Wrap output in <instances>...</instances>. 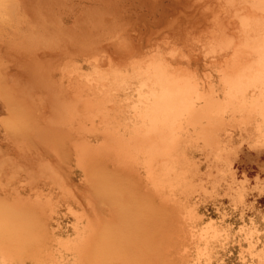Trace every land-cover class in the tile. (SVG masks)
<instances>
[{
    "label": "rangeland",
    "instance_id": "1",
    "mask_svg": "<svg viewBox=\"0 0 264 264\" xmlns=\"http://www.w3.org/2000/svg\"><path fill=\"white\" fill-rule=\"evenodd\" d=\"M186 1L0 0V264H264L260 115L239 99L185 115L147 164L130 138L148 57L220 92L217 66L188 54L201 9Z\"/></svg>",
    "mask_w": 264,
    "mask_h": 264
},
{
    "label": "bare ground",
    "instance_id": "2",
    "mask_svg": "<svg viewBox=\"0 0 264 264\" xmlns=\"http://www.w3.org/2000/svg\"><path fill=\"white\" fill-rule=\"evenodd\" d=\"M181 2H179L180 6L179 5L178 6L181 7L184 10V12H196L198 9H201L198 13L199 17L192 21L193 27H195L196 25L197 26L194 30H192L193 32L191 31L192 34L189 37L190 41H191V45L187 46V48L190 47L188 49V54H189V56L195 55L196 57L198 55L200 56V54H203V57L205 56V57L210 58L209 61L211 62V64H213L214 66H217V69L219 72V82L221 83L220 84V92L217 93L216 90L215 91L214 90L207 91L204 89L201 90L200 84L194 78L195 76L194 77L192 76V74L185 73L184 70L179 68V66H177L178 68H175V69L173 68L170 71L169 64L165 63V61L162 60V57H158L155 59H154V57H148V62H146L147 64L145 63L148 67L146 68L144 66L146 69H144V72L141 73L144 76V79H142V82L139 81L141 83L138 84L140 86H139V88H137L138 89L137 93H139V95H138L139 100L137 101V104H135L133 106V108L135 109L133 111H135L136 117L140 118L139 121L141 120V123L139 125H136V127L132 128L133 132H132L131 137H130L131 140L135 144H139L142 147V149H139V150L142 151L143 154H145V156L147 157L146 162H145L146 164L150 163L151 160H153V159L161 158L162 156H164L166 150L174 143L175 139L177 138L176 137L177 131L180 127L181 120L185 117V115L195 117L194 119L196 121L197 119H199V116H201L200 114H204L203 113L204 111L207 113L214 111L215 114L221 113L222 111H224L227 108L228 104H231L232 101L239 99L240 102L242 103L241 106H243V107H238L236 109H239L240 111L247 110L248 113H251V112L256 113V114L260 115L261 119H263V121H264V0H191V1L187 0L186 2H183V3H181ZM217 4H219V5L217 6ZM187 14H189V13H187ZM156 27L157 26L153 25L154 29ZM193 27L190 26V28H192V29H193ZM163 31H164V29H161V28H160V30H158V29L151 30L150 32H152V33H150L146 37V40H151L155 36H158V37L164 36L165 33H163ZM159 33H161V34L159 35ZM144 34H145V32L142 33V35L140 36V39H142ZM158 37H156V38H158ZM187 42H189V40ZM184 49H186V48H184ZM183 51H184L183 49H179L178 47L177 48L174 47L170 51V53H168V54L171 55L170 57H172V56L175 57L176 55H178V56L180 55L181 58H183V57L185 58V57H187V55L183 54ZM126 54H127V52H126ZM156 55H155V57H157ZM153 56H154V54H153ZM149 58H153V59L149 61ZM7 61H9V60H7ZM140 62L141 61H139V63ZM139 69H140V67H139ZM136 71L137 70L135 69V71H133V72L136 73ZM138 73H140V72H137L136 74H138ZM94 74H96V73H94ZM141 74H139V76ZM74 75H78V74L75 73ZM114 75L115 74H113V76ZM193 75H195V74H193ZM105 76H107V75H105ZM143 76H141V77L143 78ZM102 77H104V75ZM137 77H135V79H137ZM100 78H101V75H100ZM89 80H91V79H89ZM102 80H103V78H102ZM88 81H86V82H88ZM105 81H106V79H105ZM124 83H126V85H128L127 82H124ZM122 84L123 83L120 82L121 86H122ZM96 86L97 85H95V87ZM102 86H104V85H102ZM129 87L130 86L128 85L127 89ZM88 88H89V86H88ZM250 89L252 92L249 96V99L247 100L245 98L246 97L245 93ZM220 96H222L223 100L221 99ZM75 99L78 100L77 98H75ZM136 99H137V97H136ZM85 100H87V99H85ZM90 101L91 100H89V102H88L89 104L91 103ZM102 101H100V104H102L101 107L103 106V103H104ZM89 104L87 106H89ZM91 104L93 106V102ZM94 105H98V104H94ZM103 109H108V108L104 107ZM233 109H235V108H233ZM259 123H258L257 128L263 129L264 123H260V124ZM132 125H134V123ZM55 129H57V128H55ZM39 133H41V132H39ZM105 135L107 136L106 133L104 134V136ZM261 135H264V134H261ZM122 137H124V136H122ZM45 143H46V141H45ZM207 143L208 142H206L205 144L207 145ZM112 147H113V145H112ZM120 147H123V146H120ZM112 149H114V148H112ZM112 149H110V150H112ZM121 149L122 148H120L118 150H121ZM98 152L100 153V151H98ZM128 155H130V154H128ZM160 162H162V161H160ZM134 163H136V162H134ZM126 166H128V165H126ZM147 168H148V166H147ZM212 168H213V166H212ZM149 169L150 168H148V170ZM170 169H172V168H170ZM152 172H153L152 170L148 171L149 174H151ZM168 173H170V172H168ZM162 177H164V174ZM20 206H21V204H20ZM28 208H29V206H28ZM109 219H111V218H109ZM118 221H120V220H118ZM134 253H135V251H134ZM6 255H8V254H6ZM89 258H90V256H89ZM123 258H126V256Z\"/></svg>",
    "mask_w": 264,
    "mask_h": 264
}]
</instances>
